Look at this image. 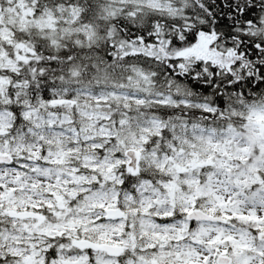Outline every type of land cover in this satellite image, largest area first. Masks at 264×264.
I'll use <instances>...</instances> for the list:
<instances>
[{
  "label": "snow or ice",
  "instance_id": "obj_1",
  "mask_svg": "<svg viewBox=\"0 0 264 264\" xmlns=\"http://www.w3.org/2000/svg\"><path fill=\"white\" fill-rule=\"evenodd\" d=\"M0 264H264V0H0Z\"/></svg>",
  "mask_w": 264,
  "mask_h": 264
}]
</instances>
